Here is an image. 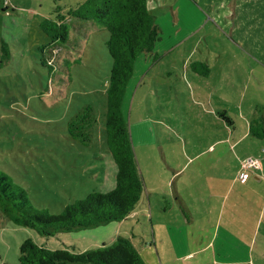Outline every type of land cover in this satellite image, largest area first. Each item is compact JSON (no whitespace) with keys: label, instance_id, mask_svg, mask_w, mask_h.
<instances>
[{"label":"rangeland","instance_id":"obj_1","mask_svg":"<svg viewBox=\"0 0 264 264\" xmlns=\"http://www.w3.org/2000/svg\"><path fill=\"white\" fill-rule=\"evenodd\" d=\"M84 1L0 0V172L26 191L29 207L52 215L87 193L114 186L115 166L105 144V90L112 62L105 46L108 31L87 22L83 48L67 58L68 71L65 62L54 70L44 66L40 50L49 42L39 25L44 18L55 16L58 6L65 11ZM149 5L161 39L152 52L137 57L122 101L143 184L136 215L45 237L12 223L0 209V264L16 263L27 237L50 249L73 245L84 251L118 236L131 238L138 248L155 242L151 247L158 264H184L185 249L199 245L205 249L196 257L199 264H264V184L249 181L242 193L235 186L230 232L220 225L218 232L210 233L212 239L205 233L201 243L197 227L185 224L180 204L184 198L197 199L196 189L204 183L188 155L205 148L217 131L210 117H199L192 90H220L221 103L236 109L241 101L245 105V90L247 103L261 102L260 93L252 90L264 93V73L258 65L264 0H149ZM190 57L209 60L212 71L207 78L200 68L183 67ZM88 105L96 121L90 139L83 141L72 135L69 123ZM223 131L221 127L226 137ZM253 141L250 150L260 152L259 140ZM228 157L223 151L221 166ZM230 171L221 169L222 191L235 175Z\"/></svg>","mask_w":264,"mask_h":264},{"label":"trees","instance_id":"obj_2","mask_svg":"<svg viewBox=\"0 0 264 264\" xmlns=\"http://www.w3.org/2000/svg\"><path fill=\"white\" fill-rule=\"evenodd\" d=\"M149 0H85L65 11L60 7L55 16L44 18L39 24L49 39L43 51V65L54 70L65 62V70L73 53L79 55L83 36L87 37V22L108 31L105 46L111 58L107 81L105 111V144L107 157L115 166L114 186L108 191H92L83 199L63 207L58 214L29 207L24 189L13 184L0 172V209L19 226L34 229L51 237L58 233L94 228L128 217L141 199L142 180L138 174L133 148L122 112L125 87L135 61L143 52H152L161 39V32L150 12ZM77 58L73 62H77ZM206 75L209 71L202 62L193 63ZM51 70V71H52ZM96 118L91 106H85L69 123L74 137L90 139V129ZM253 136L264 135L262 124L251 126ZM4 264H147L140 249L131 238L118 236L111 243L81 251L75 246L50 249L30 237L22 240L16 263Z\"/></svg>","mask_w":264,"mask_h":264},{"label":"crops","instance_id":"obj_3","mask_svg":"<svg viewBox=\"0 0 264 264\" xmlns=\"http://www.w3.org/2000/svg\"><path fill=\"white\" fill-rule=\"evenodd\" d=\"M149 8L151 10V7ZM225 11L226 17H230L231 12L226 7ZM231 22L233 21L231 20ZM230 32H232V29ZM185 51L189 50L185 48ZM260 54V57H258L260 64L258 62L257 63L260 66L259 68L262 70L261 72L264 73V44L260 46ZM200 59L201 58L192 59L190 57L187 62L184 59L183 67L186 68V66L190 64L191 68L197 71L198 67L194 66L193 63L202 62L206 64L209 69L208 73L204 75V77L207 78L212 71L209 60L202 59L203 61H199ZM261 78V76L256 77L260 84L263 83ZM247 86L251 87L253 86V83H249ZM248 91L249 90H245V93H243V96H241V99L243 101L245 100V105H243V102L241 101L238 109H236L228 103H221L219 97L220 90H203L201 94H197L194 92V90H192L194 96L193 101H195V105L199 112V117L201 119L210 117L217 128L215 135H212L211 143L207 144L205 148L202 146L200 149H196L194 155H188L189 160L194 163L196 162L199 169L196 171V173L201 175L204 180V183H202L196 189L197 199L189 200L184 198V200H180L185 224H187L188 227L196 226L197 228L195 229L198 230L197 233H200L197 239L199 240L198 243H201L200 239L205 235V233L208 234L206 237H211V232H218L220 225L224 226V230L227 234L230 232L229 225L230 222L234 221L235 217V209L233 207L235 202L232 201L233 199L230 200V194L234 191L233 189L235 186H237L239 192L242 193L246 190L245 184H247L249 181L251 185L254 186L264 184V135L257 137L253 136L251 133V126L256 125L257 122H260L264 128V93L263 90H252L260 93L259 98H261V102L256 104V100L251 99V101L247 103L245 95H247ZM236 94L239 95L240 93ZM221 127L226 129V132L223 131L224 134H227L226 137L221 136ZM254 138L259 140L258 143L261 149L258 153L252 152L250 150L252 144L254 143ZM257 148L258 147L256 146L254 147L256 151ZM223 151H225L227 154H230V157H228L229 162L223 163L221 166ZM249 156L259 159L260 168L249 171L250 177L245 181H242L238 177L240 163ZM225 168L232 171L235 170V175H233L234 177H232V179H229L227 185L225 186V190L222 191L219 189V181L221 180L220 172L221 169ZM176 193H179L177 192V189ZM235 201H237V199H235ZM227 203L229 206H227ZM229 207L232 208L230 209ZM166 211L167 209L165 207L163 212L166 213ZM131 215L135 216L136 211L134 210L129 216ZM196 215L200 218V220L198 221L196 219V222H194ZM224 215H227L228 217L224 219ZM104 232L106 233V238H111V235H109L107 230ZM103 242L107 243L101 239L99 244ZM152 245L155 248V242H147L146 247L141 246L139 248L140 254L147 264H158L155 254L156 249H153L151 247ZM185 250L186 251L182 257L184 264H199L200 262L196 257L200 254L202 255L205 249L199 245L195 249L191 248ZM192 259L196 260H193L192 263H190Z\"/></svg>","mask_w":264,"mask_h":264},{"label":"built area","instance_id":"obj_4","mask_svg":"<svg viewBox=\"0 0 264 264\" xmlns=\"http://www.w3.org/2000/svg\"><path fill=\"white\" fill-rule=\"evenodd\" d=\"M260 168V161L256 157H247L240 163V171L238 177L240 180L245 181L249 178V171L259 169Z\"/></svg>","mask_w":264,"mask_h":264}]
</instances>
